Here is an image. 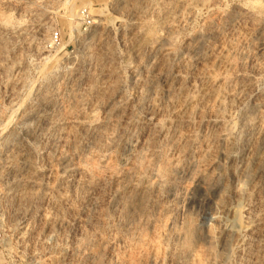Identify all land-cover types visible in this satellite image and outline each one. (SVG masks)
<instances>
[{"label":"rangeland","instance_id":"rangeland-1","mask_svg":"<svg viewBox=\"0 0 264 264\" xmlns=\"http://www.w3.org/2000/svg\"><path fill=\"white\" fill-rule=\"evenodd\" d=\"M200 1L0 0V264H264L223 230L264 165V0Z\"/></svg>","mask_w":264,"mask_h":264},{"label":"bare ground","instance_id":"bare-ground-1","mask_svg":"<svg viewBox=\"0 0 264 264\" xmlns=\"http://www.w3.org/2000/svg\"><path fill=\"white\" fill-rule=\"evenodd\" d=\"M176 1L182 6L187 3V0H176ZM196 2L197 3L195 4V6L190 11L191 14L193 12H196V7L201 1L200 0H196ZM237 9L239 11H241V12L243 11V8H241L239 5L237 6ZM95 22H96V20H94V24L93 25L96 24ZM175 25L176 24H175V22L173 20V21L169 22L167 27L169 29H174ZM33 26H35V24ZM36 29L42 34V31H43L42 24H38V26H36ZM26 31H27V28H26ZM168 37H163V40H167ZM191 48H193V47H191ZM172 49L170 47H168V46L167 47L163 46V56L169 55L171 53ZM221 50H222V54H221L220 58H221V62H224V60L226 58V55H225L226 51L223 49V47H222ZM168 57H170V56H168ZM199 87L200 88H199L198 92H199L200 98L199 99L191 98L189 100V103H188L189 106H193L197 101H201V100L205 101L209 97L212 96V94L209 95V93L207 92L208 88H207V86L205 84H202ZM182 110H184V109H181V108L177 109V113L182 112ZM38 115L39 114L37 113V111H34V110L32 111V108H31V110L27 114V117L32 119V118H37ZM39 117L37 119L38 121H39ZM40 127H41V125H40ZM262 162L263 161H260V164L259 165L257 164L258 166L257 165L255 166V167H257L255 170L252 169L250 167V165H248V163H245L246 165L244 166V168H242L243 169V171L241 172L242 173V177L248 176V178H249V176H252V185L251 186L248 185L247 187L245 185V187H243L242 183L245 184L243 182L244 179H241L239 177L240 179H238L239 181H237L238 185L236 186V191L235 192L240 197L245 199V204L242 206L243 207L242 209H234V210L232 209V210H229V211H231V214L233 215V219L234 220L237 219V217L239 215H243L245 217V219L243 220V222L241 224L236 223L238 225H235L234 222H232L233 221L232 220V221H230L232 223H230V224L227 223L228 225H226L225 228L223 229L227 233L231 234V237L232 236L234 237V238L232 237L234 239V241H235L234 244L239 250H243L245 248V246L248 245V239H250L252 237L263 238L264 239V168H263L264 165H262L263 164ZM260 165H262L263 167L260 166ZM130 190H131V186L129 184H125L124 185V193L128 192ZM127 203H128V201H127ZM128 206L130 207V205H128ZM238 219H239V217H238ZM249 243H250V241H249Z\"/></svg>","mask_w":264,"mask_h":264},{"label":"built area","instance_id":"built-area-1","mask_svg":"<svg viewBox=\"0 0 264 264\" xmlns=\"http://www.w3.org/2000/svg\"><path fill=\"white\" fill-rule=\"evenodd\" d=\"M81 14L85 17L84 23L87 26H92L94 24V18L93 15L90 13L89 8H83L81 11ZM51 39L53 43H59L60 42V33L58 31H53L51 35Z\"/></svg>","mask_w":264,"mask_h":264}]
</instances>
